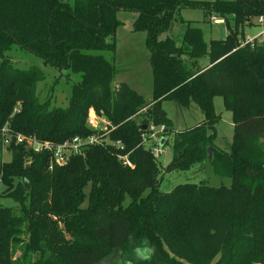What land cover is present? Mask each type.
I'll use <instances>...</instances> for the list:
<instances>
[{"label": "trees", "instance_id": "obj_1", "mask_svg": "<svg viewBox=\"0 0 264 264\" xmlns=\"http://www.w3.org/2000/svg\"><path fill=\"white\" fill-rule=\"evenodd\" d=\"M183 9L231 16L234 29L208 46L198 26L181 20L178 44L169 32ZM120 10L135 14L134 32L146 33L149 101L115 82L107 55L117 46ZM260 17L264 0H0V186L17 203L0 206V264H264V39L244 37ZM14 46L58 73L44 102L37 88L45 73L15 67ZM204 56L209 65L199 68ZM62 77L72 85L65 108L52 105ZM215 96L233 114L228 150L215 145ZM165 101H193L205 119L175 132ZM91 108L114 129L64 166L25 145L3 147L4 128L55 144L86 137ZM150 124L165 127L166 144L173 138L164 169L143 140ZM208 148V167L229 187L160 189L164 173L203 164ZM144 248L151 256H136Z\"/></svg>", "mask_w": 264, "mask_h": 264}, {"label": "rangeland", "instance_id": "obj_2", "mask_svg": "<svg viewBox=\"0 0 264 264\" xmlns=\"http://www.w3.org/2000/svg\"><path fill=\"white\" fill-rule=\"evenodd\" d=\"M117 18L121 22V25L116 31L117 46L114 53H109L107 55L108 59L111 55L116 59L115 68L118 70V75L116 76L115 82L117 83L118 80H121L123 83H127V85L128 83L131 84L132 87L140 92V95L149 101L151 99L149 98V92L139 87L140 84H144L149 88V83L145 81L147 78L146 75L150 76L149 73L151 72V65L149 63L150 56L147 58L145 54H150L145 44L146 33L134 32L133 23L136 18L134 13L120 10L117 13ZM181 20L193 22L194 26H198L202 30L204 40L208 46L212 40H224L230 34V31L234 29V22L231 16H226L225 18L215 17V20L211 21L209 17L205 18L203 11L199 9H183L178 16V20L173 23L169 32V36L175 39L178 44H180V40L186 29V24L182 23ZM263 30L264 27L259 25L246 27L244 29V37L245 39H254L257 35H260ZM8 55L12 58L14 66L19 69H28L31 66H36L45 73L46 78L39 83L37 95L41 102L47 100L50 95V89L54 85L55 79L58 78V73L47 66L41 58L30 54L18 46H14L12 50L8 52ZM208 65L209 58L207 56L199 59V68ZM71 86V82L67 81L65 77L59 80L55 85V93L52 98L53 106L63 108L68 106ZM135 89L133 90L135 91ZM213 107L215 114L219 117V121L216 125L217 135L215 145L219 149L228 150L234 135L233 114L225 107L222 96L214 97ZM162 108L172 121L175 132L191 129L202 123L205 119L203 113L193 101H190L187 105H181L174 101H165L162 104ZM172 140V136L169 137L168 143L161 148L162 153L157 158L158 163L163 169L171 161ZM151 144V140L146 142V148L149 149ZM4 157L5 161H9L11 158L9 154H5ZM211 159L212 148H208L206 159L203 164H197L186 172L164 173L160 189L162 191H169L177 184H200L202 182L211 187H220L221 185L229 187L231 185V180L229 178L217 176L211 167H208ZM4 189L3 186H0V206L6 208L17 207V203L14 199L5 197L1 194ZM151 254L152 252L149 248L138 249L136 251V256L141 258L150 257Z\"/></svg>", "mask_w": 264, "mask_h": 264}, {"label": "built area", "instance_id": "obj_3", "mask_svg": "<svg viewBox=\"0 0 264 264\" xmlns=\"http://www.w3.org/2000/svg\"><path fill=\"white\" fill-rule=\"evenodd\" d=\"M210 20L214 21L215 17H210ZM258 25L264 27V17H260L258 19ZM263 39L264 30L260 35H257L256 38L247 39V42H261ZM86 126L92 132V134H89L86 137L77 136L61 144H55L48 141L41 142L36 138L23 136L21 134L14 135L9 129L4 128L1 133L3 147L7 148L11 146L12 143L25 145L33 149L35 153H48L52 158L53 164L64 166L68 163L71 157L79 155L83 148L101 144L102 138L114 129L113 126L104 117H100L93 108H91L88 112ZM164 130V126H155L153 124H150L147 125V132L143 136L145 144L149 140L152 141L149 150H151L153 156L156 159L162 153V149L160 148V140L163 137ZM115 147L120 152L124 151V146L121 144V142H117L115 144ZM118 158L123 162L125 166L134 168V165L129 161L127 155H119Z\"/></svg>", "mask_w": 264, "mask_h": 264}, {"label": "crops", "instance_id": "obj_4", "mask_svg": "<svg viewBox=\"0 0 264 264\" xmlns=\"http://www.w3.org/2000/svg\"><path fill=\"white\" fill-rule=\"evenodd\" d=\"M249 38V37H248ZM146 54V57L148 58L149 56H150V61H149V63L151 62V55L150 54H148V53H145ZM111 60L115 63L116 62V59L113 57V55H111ZM207 67V66H206ZM203 68H205V67H203ZM117 72H116V76L118 75V70H116ZM150 74V76L149 75H146L147 76V78L145 79V81L147 82V83H149V88L146 86V85H144V84H140L139 85V87L142 89V90H145V91H148L149 92V98H151L152 99V85H153V76H152V69H151V72L149 73ZM119 83H123L121 80H118L117 81V84H119ZM125 83V82H124ZM127 84V83H126ZM128 85L132 88V89H135L134 87H132V85L131 84H129L128 83ZM141 90V91H142ZM135 91H137L136 89H135ZM139 94H140V92L139 91H137ZM142 93V92H141ZM150 99V100H151ZM162 140V139H161ZM160 140V141H161Z\"/></svg>", "mask_w": 264, "mask_h": 264}, {"label": "water", "instance_id": "obj_5", "mask_svg": "<svg viewBox=\"0 0 264 264\" xmlns=\"http://www.w3.org/2000/svg\"><path fill=\"white\" fill-rule=\"evenodd\" d=\"M141 129L143 131H146L147 130V125H143L141 127ZM165 145H166V139L162 138V140L160 141V148H163Z\"/></svg>", "mask_w": 264, "mask_h": 264}]
</instances>
